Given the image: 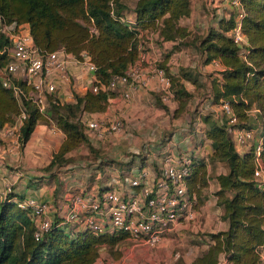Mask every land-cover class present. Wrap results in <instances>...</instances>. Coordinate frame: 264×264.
<instances>
[{
  "label": "trees",
  "instance_id": "obj_1",
  "mask_svg": "<svg viewBox=\"0 0 264 264\" xmlns=\"http://www.w3.org/2000/svg\"><path fill=\"white\" fill-rule=\"evenodd\" d=\"M129 1H132L131 8ZM240 1L244 9L241 29L247 50L244 59L225 35L232 25L231 17L219 18L214 25H208L203 36L193 34L189 38L186 29L177 23L180 18L189 15L190 0H0V17L5 24L27 25L33 43L41 50L61 48L76 58H79L81 51L86 52L96 67L94 75L101 83H106L111 75L123 74L135 63L137 43L143 39L138 38V33L147 35L157 30L160 40L179 39L180 45H196L205 54V62L216 59L224 66L220 71L221 79L210 80L211 102L218 105L221 101H227L237 119L235 126L241 127L240 117L248 119L250 110L245 96L256 85L258 76L264 78V70L256 75L253 73L251 78L246 77V73H252L249 62L255 57L264 61V43L259 47L249 45L245 32L252 28L247 27L246 22L254 27L259 24L263 26V23H253V16L249 17L250 0ZM127 10L134 14L133 23L124 19V11ZM76 19H82L96 32L84 45L81 44L87 37L84 32L77 36L63 34L64 30L70 28L68 26H78ZM6 47L7 40L0 34V74L4 77L7 76L4 67L9 60ZM158 66L163 68L170 80L172 101L177 102L174 114L183 111L190 94L177 77H171L161 64L158 63ZM11 81L22 85L20 80ZM73 97L72 104L58 103L51 97L48 99V108L55 114L53 122L64 134V139L44 167L46 170L69 162L65 158L66 153L86 142L85 127L78 118L79 113L84 110L101 111L108 100L105 92L85 91ZM157 99L161 102L158 92ZM22 108L21 148L40 119V113L30 101H23ZM18 109L19 105L10 89L1 85L0 77V125L12 121L19 114ZM253 109L255 113L250 115V121L262 126L259 160L264 171V120L259 118V109ZM201 120L206 127L204 135L210 141V161L220 163L225 168L214 179L218 186L215 194L222 210L221 220L226 223V229L209 233L207 236L213 243L208 244L189 264H260L261 256L264 258V184L259 185L253 176L254 142L252 140L249 149L239 154L231 137H228L230 134L223 115L214 119L205 114ZM205 176V164L195 161L187 181L188 192L193 189L199 194L205 187ZM12 196L9 194L0 202V264H94L101 247H111L125 239L123 233L94 234L89 231L69 237L53 221L50 229L39 240H34L30 212L18 208ZM259 249H262L261 253ZM220 256L223 261H220Z\"/></svg>",
  "mask_w": 264,
  "mask_h": 264
},
{
  "label": "built area",
  "instance_id": "obj_2",
  "mask_svg": "<svg viewBox=\"0 0 264 264\" xmlns=\"http://www.w3.org/2000/svg\"><path fill=\"white\" fill-rule=\"evenodd\" d=\"M225 12L231 17L232 25L225 32L237 47L238 53L245 58L246 40L241 29L244 9L240 0H206V18L215 22L217 12ZM218 18V19H219ZM0 34L7 40L5 49L9 60L5 64L6 77H1V85L10 89L19 105V114L12 121L0 125V160L6 159L9 165L17 161L20 143V126L24 118L23 101H30L38 112L43 114L49 105V98L58 103L66 102V97L74 93H65L71 78L72 67H79L86 75L84 92H105L108 99L115 94L127 99L132 92L147 88L150 77L158 82L160 100L163 104L172 102L170 80L157 61L150 59L143 41L137 43V59L123 74H114L106 83L96 79L95 65L86 52L81 51L79 58L59 48L44 51L35 46L25 24H5L0 17ZM11 79L20 80L18 85ZM220 116L223 115L228 126L235 150L240 154L252 144L254 130L235 126L236 116L227 101L218 105ZM252 111H255L252 109ZM124 122L119 115L104 121L89 120L85 123L86 138L101 139L111 132L121 131ZM254 169L253 176L259 185L264 184V171L259 160L261 140H253ZM144 149L147 150V147ZM194 150H182L173 153L167 151L159 155L155 171L147 166L130 168L134 174L109 175V180L101 192L84 189L67 191L62 189V201L65 204L59 215L56 227L61 228L69 237L82 231L94 234L123 233L125 239L133 245H156L160 239L173 233L178 226L189 225L196 219L194 195L188 192L187 181L191 174ZM21 165L17 164L14 168ZM18 171L13 177H18ZM0 202L14 191V179L11 175L0 179ZM17 207L29 210L33 223L34 240H39L46 233L53 221L49 217L51 203L48 200L27 196L15 199ZM56 213L57 208H53ZM112 264L96 260L95 263ZM94 263V264H95Z\"/></svg>",
  "mask_w": 264,
  "mask_h": 264
},
{
  "label": "crops",
  "instance_id": "obj_3",
  "mask_svg": "<svg viewBox=\"0 0 264 264\" xmlns=\"http://www.w3.org/2000/svg\"><path fill=\"white\" fill-rule=\"evenodd\" d=\"M129 7H132V1H129ZM205 14L206 0H190L189 15L180 18L177 24L185 28L189 36L191 34L203 36L208 27L202 30L205 22L208 25H214V22H210ZM124 17L128 22H134V14L131 10L124 11ZM219 17L225 18L226 13L218 11L216 20ZM142 34L138 33V36L143 38L141 41L146 46L148 57L161 64L171 77H177L186 92L190 94L186 108L174 114L177 108L176 101L168 104L161 103L157 99L158 82L154 77H150L147 88L132 92L127 99H122L115 94L107 100L103 110L81 111L78 118L83 127L89 120L104 121L114 115H119L124 119V128L121 131L108 133L101 139L86 138V142L79 144L65 155L71 158L76 153H82L83 158L71 159V161L49 170L44 167L48 164L52 154L58 150L64 139V134L50 118L38 120L23 148L20 149L17 161L13 163V166L9 165L6 160L10 159L8 155L0 160V179L11 175V178L15 180L12 193L13 201L27 196L48 200L52 207L49 217L52 221H58L59 215H62L65 210V204L62 201L63 192H59L55 187L54 175L64 178L61 183L64 190L70 188V191L73 192L84 189L96 191V186L92 184L100 177L106 183L110 174H124L119 168L129 171L130 168L143 165L155 171L161 153L167 151L177 153L188 150L187 145L193 143L194 147L191 150L195 152L194 160L205 164L206 177L208 176L212 151L210 141L204 135L206 127L201 120V116L208 112L203 114L201 109L217 110L218 106L211 102L210 80L221 79L220 71L224 69V66L216 59L205 62V54L201 53L196 45H180L179 39L175 41L160 40L157 30L149 32L147 35ZM71 72V74H75V78L70 79L65 93L72 94L73 92L81 95L84 92L83 83L86 75L77 66L72 67ZM66 98L64 103H74V97ZM216 114L220 115V113L214 112L213 116ZM219 115L213 118L215 119ZM197 123L201 124L199 128L195 125ZM182 145L185 147L182 148ZM145 147L147 150L144 149ZM46 151L48 155H45ZM17 164L21 166L14 168ZM15 170L18 171V177H13ZM224 171L225 168L221 166L220 172ZM213 180L216 190L218 186L214 178ZM53 208H57L56 213ZM220 213L219 207L212 210L204 203L196 208L194 222L178 226L167 237L173 236L182 240L188 233L187 236L189 235L192 243L195 244L192 260L205 250L208 244L213 243L207 236L209 233L226 229V223L221 220L219 224H214L217 227L216 231H203L205 225L202 221L212 220V218H216L215 214L219 215ZM197 230L203 232L197 233Z\"/></svg>",
  "mask_w": 264,
  "mask_h": 264
},
{
  "label": "rangeland",
  "instance_id": "obj_4",
  "mask_svg": "<svg viewBox=\"0 0 264 264\" xmlns=\"http://www.w3.org/2000/svg\"><path fill=\"white\" fill-rule=\"evenodd\" d=\"M249 3V2H248ZM249 9V17L253 16V23H263V26L259 24V26L254 27L252 23H249L248 21L246 22L247 27H251L252 29L249 32H245V36L247 37V41L251 47H259L264 43V0H250V3L248 4ZM76 22L78 23L77 25L72 24L71 26H68L67 30H64L63 34L65 35H74L77 36L79 33L84 32V34L87 35L85 41H82V45L85 44L87 39L94 35L96 32L93 30V27L84 22L82 19H76ZM208 24H206L204 27H202V30H204ZM68 33V34H67ZM81 35V34H80ZM193 34L189 36L191 38ZM79 37V36H78ZM78 37H75V39H78ZM93 37V36H92ZM73 38V37H72ZM140 38V36H138ZM67 40V39H66ZM84 43V44H83ZM80 44V45H81ZM241 56V55H240ZM251 72L252 73H246V77L251 78L252 74L256 75L261 70H264V61L258 57L251 58L249 62ZM257 83L256 85L252 86L250 90L248 91V95L245 96L247 97V101L250 104V110L248 111V119L245 116L240 117L239 125L244 128H251L254 130V137L252 140L257 139L260 135V132L262 130L261 123L257 124L252 121H250L251 116L255 112L252 111V109L255 107L259 109L260 111V117L264 120V78H261L258 76L257 78ZM254 105V106H252ZM217 108V107H216ZM252 108V109H251ZM236 110L239 111V108H235ZM19 110V109H18ZM241 110V109H240ZM208 112V115L212 117H216L219 114H216L213 116L214 112L220 113V111H212L210 109H201V113L205 114ZM18 115V114H17ZM40 119L39 120H46V118H50L52 121L54 120L52 117L55 116L54 112L52 110H48L44 112L43 114H39ZM16 116V115H15ZM14 116V117H15ZM220 116V115H219ZM13 117V118H14ZM121 117V116H120ZM122 118V117H121ZM124 121V119L122 118ZM259 121H261L259 119ZM55 125V124H54ZM197 125V128L201 126L200 123L195 124ZM228 135V134H227ZM228 137H230L228 135ZM185 147L182 145V148ZM188 151H191V149L194 147V143L192 145H187ZM247 150V149H246ZM245 150V151H246ZM49 151V150H47ZM45 153V155L48 153ZM84 155L82 153H76L74 156L70 157H65L66 159L68 158L69 161L71 159L75 158H83ZM115 167H118V165H115ZM120 171L124 172L125 174H134V171H128L124 170L123 168H119ZM209 173L208 176H205V187H203V191L199 192L197 194L195 190L190 189V193L194 195L195 198V208L201 206L202 204H206L209 206L212 210H215L217 207H220L218 204V196L215 194V185H214V180L213 178L215 177V173L220 172L221 170V164L220 163H210L209 166ZM54 178L56 180V188H58V191L61 192L63 189L62 182L63 179L59 178V176H55ZM104 178V177H103ZM103 179L98 178L95 183L92 185L96 186V192H101L103 188L105 187V183L102 181ZM109 180V177H107L106 182ZM197 185H195V188ZM62 188V189H61ZM95 188V187H94ZM67 191H69L67 189ZM220 214L216 215V218H212V220L202 221L204 222V227L203 231H216L217 227H215L216 224H219L221 222V214L222 210L220 209ZM201 222V223H202ZM215 224V225H214ZM209 226L210 228H206ZM200 230H197L198 232H203ZM186 233L182 240H180L178 237H163L160 239V241L152 246H137L133 245L130 241L123 239L122 241H118L113 244L111 247H101L99 251V260L101 263L103 261L109 262L112 264H188L189 261L192 258V255L194 254V246L195 244L192 243V240L190 236ZM168 239V240H167ZM166 240V241H165ZM164 243V244H162ZM260 253L262 249L258 250ZM118 257L116 258V256ZM261 255V254H260ZM224 259L220 256V261H223ZM95 264H100L99 261L98 263ZM103 264V263H102ZM260 264H264V258L261 256L260 258Z\"/></svg>",
  "mask_w": 264,
  "mask_h": 264
}]
</instances>
